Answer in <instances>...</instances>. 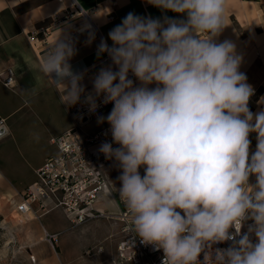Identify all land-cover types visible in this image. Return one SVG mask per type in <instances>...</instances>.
Here are the masks:
<instances>
[{"label": "clouds", "instance_id": "1", "mask_svg": "<svg viewBox=\"0 0 264 264\" xmlns=\"http://www.w3.org/2000/svg\"><path fill=\"white\" fill-rule=\"evenodd\" d=\"M148 2L187 19L128 13L108 33L113 45L102 39L97 49L118 70L101 68L94 95L86 98L91 112L98 96L114 102L98 122L107 120L119 147L104 142L99 151L122 169L118 191L132 214V232L163 250L162 264H264V111L249 109L255 89L239 70L236 45L214 41L226 26L227 0ZM74 54L71 41L60 36L39 64L69 107L85 91L83 76L69 63ZM250 132L258 133L251 154ZM252 174L256 183L249 186ZM249 219L254 223L241 235ZM226 240L232 246L198 259L208 242Z\"/></svg>", "mask_w": 264, "mask_h": 264}, {"label": "crops", "instance_id": "2", "mask_svg": "<svg viewBox=\"0 0 264 264\" xmlns=\"http://www.w3.org/2000/svg\"><path fill=\"white\" fill-rule=\"evenodd\" d=\"M69 8L71 17L60 24L52 25V17L54 15L64 17ZM80 10L91 12L98 30L95 28L86 32H78L79 28L87 24ZM130 12L143 17L159 18L162 22L165 17L177 20L187 19V13L162 9L150 4L148 0H0V120H2V126L5 127L1 130L0 140L11 137L17 127L23 128L24 131L33 130L34 127L28 124L20 126L17 115L20 111H35L38 106L46 110L48 116L67 113L70 117V123L57 130L56 134L51 135V143L54 136L75 127L71 107L61 103L56 87L39 71L40 61L48 54L47 48L60 36L67 40L72 39L75 54L69 63L74 72L83 76L81 83L85 91L81 94L80 102H86L89 93L94 95L93 80L99 70L107 67H111L114 71L118 69L107 52L98 55L97 49L102 39L107 41L109 47L113 45L108 33L115 26L120 25L123 18ZM225 15L226 26L218 36L214 37V41L221 43L230 40L236 45L237 54L242 56L239 70L246 74L247 83L255 89L248 106L250 111L256 114L264 111V0H227ZM43 26L49 27V31L46 36L38 34L39 41L43 40V44L37 47L29 40V36L31 32ZM202 38L208 37L202 35ZM11 73L14 76L13 86H6L3 78ZM140 83L138 80L135 86H140ZM156 86L155 83L148 85L150 88ZM110 112L108 111L103 117ZM106 123L107 120L100 123L98 118H95L81 124V129L87 134L96 133ZM257 136L256 132L249 134L251 140ZM53 147V150L34 166L33 173L36 178L27 184L15 185L0 169L3 177L0 184V196L20 195L33 184L37 180V169L46 159L57 153V146L53 144ZM107 184L108 190L103 194L98 207L109 212L107 214L119 215L123 212L122 207L116 201L108 179ZM112 215H105L82 224H107V220L103 218H120ZM57 218L58 214L52 211L39 218L44 221L43 224L36 225L43 226L46 233H60V229L66 228L68 223L58 224ZM113 224H120L122 227L120 219L114 221ZM96 264L101 263L98 261Z\"/></svg>", "mask_w": 264, "mask_h": 264}, {"label": "built area", "instance_id": "3", "mask_svg": "<svg viewBox=\"0 0 264 264\" xmlns=\"http://www.w3.org/2000/svg\"><path fill=\"white\" fill-rule=\"evenodd\" d=\"M80 13L87 20V24L78 29L79 33L97 29L90 11L80 10ZM69 17H71L70 8L64 17L54 15L52 25L60 24ZM48 31L49 27L43 26L31 32L29 40L39 47L43 44V40L39 41L38 34L46 36ZM68 40L72 41V39ZM129 78L134 84L138 81L131 72ZM3 83L6 86H13V74L3 78ZM96 103L98 107L95 112L90 111L87 102H79L71 106L76 126L51 139L57 146V153L46 159L37 169V180L21 192V199L16 204V211L23 218L30 216L40 218L46 213L62 210L73 225H79L105 215H112L98 207L103 194L108 190L106 169L110 162L99 148L104 142L112 143L113 147L119 145L113 142L111 126L108 122L96 133L87 134L81 129V124L104 116L114 107V102L103 103V95L97 97ZM255 183L256 177L252 174L248 184L251 186ZM129 212L128 210L119 214L123 222L121 238L112 264H162L163 250H156L153 245L141 243L140 238L132 232V214ZM252 223L254 221L251 219L243 223L241 235L248 231V225ZM229 233H235V228H230ZM59 235L60 233H46V237L52 242L58 241ZM241 235H237L235 239L239 240ZM250 239L255 243L258 238L252 233ZM233 242V240L208 242L198 259L203 261L205 252H211L214 258L215 249H226L232 246Z\"/></svg>", "mask_w": 264, "mask_h": 264}, {"label": "rangeland", "instance_id": "4", "mask_svg": "<svg viewBox=\"0 0 264 264\" xmlns=\"http://www.w3.org/2000/svg\"><path fill=\"white\" fill-rule=\"evenodd\" d=\"M17 117L20 126L28 124L34 129L24 131L17 127L11 137L0 140V169L15 185H24L35 180L34 166L53 150L51 135L71 120L67 113L48 116L39 106L32 112L20 111ZM249 140L251 154L256 150L257 137ZM108 165L106 178L111 182L116 201L123 211H128L118 191L122 186L119 180L122 169L115 159ZM139 171L145 175L144 166ZM20 199L18 194L0 196V264H96L98 261L110 264L121 238L120 224L113 222L121 218H103L107 224L73 225L63 211H55L58 214L56 222L68 224L60 229L58 241L52 242L46 237L45 228L36 225L43 224V220L35 216L23 218L18 214L16 204ZM32 256L37 260L32 261Z\"/></svg>", "mask_w": 264, "mask_h": 264}, {"label": "bare ground", "instance_id": "5", "mask_svg": "<svg viewBox=\"0 0 264 264\" xmlns=\"http://www.w3.org/2000/svg\"><path fill=\"white\" fill-rule=\"evenodd\" d=\"M3 127H4V126H0V130H2ZM2 178H3V177H2V175L0 174V184H1V182H2ZM4 186H5V185H4ZM41 239H43V238H41ZM31 260H32V261H36V260H37V259H36V256H32V257H31ZM32 263H33V262H32Z\"/></svg>", "mask_w": 264, "mask_h": 264}]
</instances>
